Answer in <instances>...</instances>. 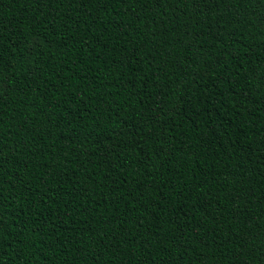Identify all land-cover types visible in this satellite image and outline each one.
Segmentation results:
<instances>
[{
  "label": "trees",
  "instance_id": "16d2710c",
  "mask_svg": "<svg viewBox=\"0 0 264 264\" xmlns=\"http://www.w3.org/2000/svg\"><path fill=\"white\" fill-rule=\"evenodd\" d=\"M0 264H264V0H0Z\"/></svg>",
  "mask_w": 264,
  "mask_h": 264
}]
</instances>
